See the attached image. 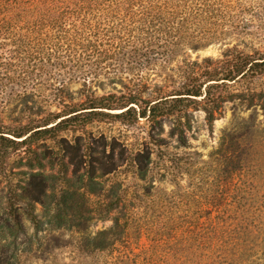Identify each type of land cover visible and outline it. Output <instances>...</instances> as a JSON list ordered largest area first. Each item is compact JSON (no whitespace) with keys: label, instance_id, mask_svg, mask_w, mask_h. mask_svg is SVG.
<instances>
[{"label":"rangeland","instance_id":"rangeland-1","mask_svg":"<svg viewBox=\"0 0 264 264\" xmlns=\"http://www.w3.org/2000/svg\"><path fill=\"white\" fill-rule=\"evenodd\" d=\"M243 1L264 5V0ZM240 19V34L188 50L184 57L219 59L233 45L264 51V13L245 10ZM27 40L7 35L0 26V264H87L90 258L76 253L82 238L109 229L118 215L116 203L125 204L122 213L127 214L138 197L149 210L182 201V194L198 193L205 185L221 195L225 184L232 190L229 200L234 196L247 207L251 201L264 202V72L229 81L212 90L213 101L177 114L133 124L72 121L48 138L15 144L7 139L20 141L15 133L43 124L45 117L86 94L152 99L181 83L168 69L175 70L183 57L169 63L159 59L148 67L125 61L107 67L105 61L98 74L84 81L80 70L55 69L48 60L38 63L30 52L9 57V49ZM231 142L238 147L235 159H228L226 144ZM230 167L232 178H223L220 171ZM13 210L22 226L16 237L8 236L6 226L15 229L8 215ZM28 212L40 221L38 228ZM230 212L251 215V210Z\"/></svg>","mask_w":264,"mask_h":264},{"label":"trees","instance_id":"trees-1","mask_svg":"<svg viewBox=\"0 0 264 264\" xmlns=\"http://www.w3.org/2000/svg\"><path fill=\"white\" fill-rule=\"evenodd\" d=\"M245 10L260 16L264 5L243 0H0L4 33L29 38L9 49V57L30 52L39 57L38 63L48 60L55 69L80 70L84 81L98 74L105 61L107 67L111 61L114 66L125 61L148 67L159 59L169 63L183 57L175 70L168 69L177 73L181 83L155 98L133 93L86 94L45 117L43 124L15 133L20 141L7 140L36 142L72 121L133 124L140 118L157 119L213 101V89L264 72V51L246 52L233 45L219 59L205 57L198 62L184 56L188 50L204 49L240 34ZM226 146L228 159H235L236 144ZM231 168L220 171L223 178L231 174ZM223 185L226 191L221 195L205 185L198 193L182 194L183 202L173 200L149 210L138 197L127 214L122 213L125 204L118 202L114 207L118 215L110 228L83 237L76 253L90 258L87 264H264V202L251 201L247 207V202L233 201L234 196L229 200L232 190ZM239 209L251 210V215L229 213ZM8 215L15 229L7 223V234L16 237L22 226L14 210ZM28 216L38 228L36 215L28 212Z\"/></svg>","mask_w":264,"mask_h":264}]
</instances>
